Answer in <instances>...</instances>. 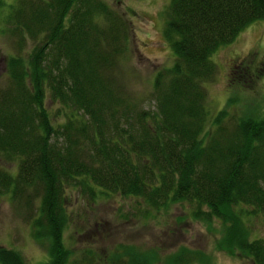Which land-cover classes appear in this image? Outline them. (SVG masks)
Returning <instances> with one entry per match:
<instances>
[{"label": "trees", "instance_id": "1", "mask_svg": "<svg viewBox=\"0 0 264 264\" xmlns=\"http://www.w3.org/2000/svg\"><path fill=\"white\" fill-rule=\"evenodd\" d=\"M165 8L161 32L174 61L154 74L148 112L115 79L128 25L105 2L9 5V35L18 37V49L25 40L33 44L27 55L7 57L0 87V158L15 163L14 174L0 168V195L24 210L32 237L46 244L41 264L156 262L155 252L129 245L104 259L88 250L70 258L62 235L66 188L91 201L97 194L139 197L153 210L193 202L195 217L224 225L217 243L223 251L264 264V239H248L236 208L241 203L264 214V120L223 110L204 131L202 88L215 72L208 57L246 24L264 19V0H169ZM263 73L264 64L253 76ZM46 93L68 111L59 125L43 108ZM177 255L171 264L192 262ZM0 264L24 263L4 247Z\"/></svg>", "mask_w": 264, "mask_h": 264}, {"label": "rangeland", "instance_id": "2", "mask_svg": "<svg viewBox=\"0 0 264 264\" xmlns=\"http://www.w3.org/2000/svg\"><path fill=\"white\" fill-rule=\"evenodd\" d=\"M15 1L0 0V87L6 83L7 57L18 53L25 56L33 44L25 40L18 49V37L9 35L5 14ZM101 1L128 25L126 49L113 69L115 79L124 93L137 101L138 110L153 111L151 80L157 70L168 68L174 61L161 32L169 0ZM208 58L215 72L202 85L209 113L204 131L212 128V118L223 110L242 119L264 120V73L253 76L264 64V19L246 24L229 44L220 45ZM47 95L43 98V108L51 124L59 125L68 111ZM14 166L15 163L0 158V168L5 172L14 174ZM64 200L63 244L72 259L81 250L92 251L104 259L114 248L129 245L142 253L155 252V264H171L175 261L174 254H178V261L191 259L189 264H251L236 251L221 249L222 245L217 243L224 225L214 217L209 220L195 217L192 213L197 205L193 202L180 201L153 210L139 197L97 194L91 201L68 188ZM236 206L241 209L239 218L248 239H264V214L249 213L250 207L241 203ZM201 210L206 211L207 207L202 206ZM26 217L24 210L8 196L0 195V248L16 251L24 264H41L47 256V246L32 237ZM97 262L104 264L101 259Z\"/></svg>", "mask_w": 264, "mask_h": 264}]
</instances>
